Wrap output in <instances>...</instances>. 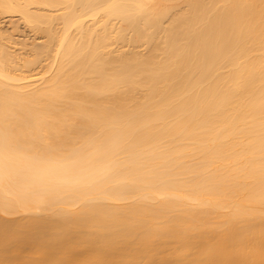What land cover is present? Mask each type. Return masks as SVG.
<instances>
[{"label":"bare ground","instance_id":"1","mask_svg":"<svg viewBox=\"0 0 264 264\" xmlns=\"http://www.w3.org/2000/svg\"><path fill=\"white\" fill-rule=\"evenodd\" d=\"M0 12V264H264V0Z\"/></svg>","mask_w":264,"mask_h":264},{"label":"rangeland","instance_id":"2","mask_svg":"<svg viewBox=\"0 0 264 264\" xmlns=\"http://www.w3.org/2000/svg\"><path fill=\"white\" fill-rule=\"evenodd\" d=\"M59 13V12H58ZM22 20V17L20 18V15H3L1 12H0V24L1 25H3V26H0V27H4V28H9V29H11L13 32H17V31H20V29H21V31L18 33H12L9 29H7V30H9L8 32L10 33H12L11 35H14L15 37H13V39L14 38H19V40H22L23 38H24V41H25V39H27V41H30V42H28V43H32L31 44V46L33 45V44H36L37 42V44H39L40 42H42L41 40H43V38H42V36H40L39 35V37H37V35H35V33L32 31H30V26H27V25H24L25 23H22L23 22V20ZM3 23V24H2ZM20 24V25H19ZM6 27H5V26ZM19 25V26H18ZM13 26H14V28H13ZM16 26V27H15ZM26 26H27V28H26ZM11 27V28H10ZM20 28V29H19ZM15 29V30H14ZM5 30V29H4ZM32 33V34H31ZM25 37H27V38H25ZM20 38H22V39H20ZM19 40H17V42L16 43H18L19 42ZM16 41V40H15ZM15 41H14V43H15ZM24 41H22V42H20V43H24ZM27 41H25V42H27ZM20 43H18V48H19V44ZM29 44V45H30ZM13 45H15V44H12L11 46H13ZM17 46V45H16ZM15 46V47H16ZM15 47L13 46V48L15 49ZM30 47V46H29ZM17 47H16V49L17 50H19ZM15 49V51H17ZM38 70H40V68L38 69ZM3 216V215H2ZM6 216V215H5ZM3 216L4 218H8L9 216ZM13 218H16V219H18V217H13ZM13 218H9V219H13ZM19 218H21V216H19Z\"/></svg>","mask_w":264,"mask_h":264}]
</instances>
